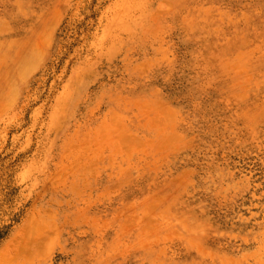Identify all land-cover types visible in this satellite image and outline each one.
Segmentation results:
<instances>
[{
	"label": "rangeland",
	"instance_id": "1",
	"mask_svg": "<svg viewBox=\"0 0 264 264\" xmlns=\"http://www.w3.org/2000/svg\"><path fill=\"white\" fill-rule=\"evenodd\" d=\"M15 253L264 264V0H0V263Z\"/></svg>",
	"mask_w": 264,
	"mask_h": 264
},
{
	"label": "bare ground",
	"instance_id": "2",
	"mask_svg": "<svg viewBox=\"0 0 264 264\" xmlns=\"http://www.w3.org/2000/svg\"><path fill=\"white\" fill-rule=\"evenodd\" d=\"M80 84H81V81H80V79H78V74L74 73V72L71 73L69 75L68 79L66 80V84L63 87L61 94L59 95V99L56 101V105H57V103L61 102L65 98H67V96H69L71 93L75 92L79 88ZM3 263H6V264H23L22 262H20V257L18 256V253H15L12 256L7 257L6 260L0 264H3Z\"/></svg>",
	"mask_w": 264,
	"mask_h": 264
}]
</instances>
